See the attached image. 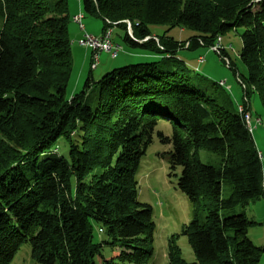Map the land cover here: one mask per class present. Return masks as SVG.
<instances>
[{"label":"trees","instance_id":"obj_1","mask_svg":"<svg viewBox=\"0 0 264 264\" xmlns=\"http://www.w3.org/2000/svg\"><path fill=\"white\" fill-rule=\"evenodd\" d=\"M80 1L102 20V32L125 30L129 21L132 38L125 30L123 41L160 59L99 80L89 72L68 97L67 0H0V264H10L22 244L36 264H150L155 224L152 208L138 201L137 176L159 121L171 129L156 132L168 147L159 157L192 208L181 235L194 261H184L172 236L167 264H258L262 249L248 237L253 222L244 211H222L264 200L260 153L237 108L176 52L239 31L247 75L236 74L224 49L218 56L264 110V0ZM150 25L189 35L156 42ZM94 224L104 240L94 242Z\"/></svg>","mask_w":264,"mask_h":264},{"label":"rangeland","instance_id":"obj_2","mask_svg":"<svg viewBox=\"0 0 264 264\" xmlns=\"http://www.w3.org/2000/svg\"><path fill=\"white\" fill-rule=\"evenodd\" d=\"M68 14V33L70 39L71 52V71L66 87V96L71 97L78 93L88 75L94 80L115 68H120L129 64L139 62H151L160 59L158 55H151L139 48H133L123 41L125 30L119 27L112 28L110 40L113 45L120 49L115 57H111L107 52L98 53V63L94 70L90 69L92 52L90 49L79 46L78 40L82 32L77 24L72 21V17L81 14L83 17L82 25L88 34L100 37L102 35L103 22L100 18L86 15L82 9L80 0H67ZM123 22V21H122ZM149 30L152 36L171 37L177 41H185L189 35L187 31H181L178 27H172L167 31V27L161 25H150ZM220 45L228 54L229 59L235 64L237 75H247V71L239 61V53L242 48L239 31H228L221 36ZM176 57L185 62L189 70L198 74L203 80L204 85L218 93L222 99L230 103V107L236 108L237 105L246 99L249 106V113L252 122V138L260 153L262 161V174L264 183V110L255 93L243 94V89L237 81V77L222 62L221 58L208 47H198L193 50L179 49ZM198 57H203L202 63L197 62ZM219 82H224L219 86ZM247 106V107H248ZM156 132H161L164 136H170L171 129L167 121H159L153 133L152 143L148 147L145 157L140 162L138 172V201L147 204L152 208L154 231V257L150 264H167L166 251L170 238L175 237V242L180 248L181 256L187 263L194 261L187 239L181 235L183 226L187 225L192 219V208L186 197L176 189V177H168V165L159 154L167 151L168 147L160 144L156 137ZM204 151L201 152L202 158L206 157ZM175 174H179L176 169ZM245 212L249 221L248 237L253 244L262 249L258 264H264V200L249 204L244 209L235 207L230 210L222 211V214L231 215ZM205 211L198 213L200 219L205 217ZM94 242L105 239L103 232L98 231V226H93ZM102 256L110 257L111 250L103 247ZM10 264H36L30 257V249L27 244H22L14 255Z\"/></svg>","mask_w":264,"mask_h":264},{"label":"built area","instance_id":"obj_3","mask_svg":"<svg viewBox=\"0 0 264 264\" xmlns=\"http://www.w3.org/2000/svg\"><path fill=\"white\" fill-rule=\"evenodd\" d=\"M83 17L81 14L75 15L72 17V21L77 24L78 28L82 32L81 37L78 40V44L81 47H84L86 49H90L92 52L91 60H90V69L94 70L97 67L98 63V53L99 52H107L110 54L111 57H114L118 51L119 47L112 44L110 37L112 34V28L108 27L106 30L102 33L100 37L92 36L86 32H84V27L82 25ZM125 24V30L127 35L132 38V30H131V24L129 21L123 22ZM107 24V23H106ZM109 25V24H108ZM156 41L155 38H152ZM146 40V39H145ZM209 49L213 52H215L217 55L220 54L221 50L223 49L222 46H220V37H217L216 42L214 45L209 47ZM204 60L203 57H198L197 61L198 63H202ZM222 60L224 64L228 67L229 66V59L227 57H222ZM241 85V84H240ZM242 89H244L243 86H241ZM247 101L246 99L243 100L242 103H240V107L242 110V113H244V121L249 124L250 132L252 134V122H251V115L246 110L247 109ZM259 158L261 160V156L259 154ZM262 162V161H261ZM263 191H264V184H263Z\"/></svg>","mask_w":264,"mask_h":264},{"label":"bare ground","instance_id":"obj_4","mask_svg":"<svg viewBox=\"0 0 264 264\" xmlns=\"http://www.w3.org/2000/svg\"><path fill=\"white\" fill-rule=\"evenodd\" d=\"M123 22H126V21H123ZM106 23L107 24H109L107 21H106ZM149 37V36H148ZM220 42H221V38H220ZM117 55V54H116ZM225 83L224 82H219L218 83V85L219 86H223ZM237 112H238V114H240L241 116H242V120H243V122H244V124H245V126H246V128H247V130H248V132L251 134V132H250V128H249V124L247 123V122H245L244 121V113H242V110H241V107H240V105H237ZM101 231V230H100Z\"/></svg>","mask_w":264,"mask_h":264},{"label":"water","instance_id":"obj_5","mask_svg":"<svg viewBox=\"0 0 264 264\" xmlns=\"http://www.w3.org/2000/svg\"><path fill=\"white\" fill-rule=\"evenodd\" d=\"M151 38V37H150ZM152 38H155L154 36H152ZM148 40L149 39V37H146V38H144V39H142V40H139L138 42L140 43V42H145L146 40ZM156 39V38H155ZM156 42H157V40H156ZM116 46V45H115ZM116 56V55H115ZM114 56V57H115Z\"/></svg>","mask_w":264,"mask_h":264},{"label":"crops","instance_id":"obj_6","mask_svg":"<svg viewBox=\"0 0 264 264\" xmlns=\"http://www.w3.org/2000/svg\"><path fill=\"white\" fill-rule=\"evenodd\" d=\"M84 32H85V28H84ZM87 33V32H86Z\"/></svg>","mask_w":264,"mask_h":264}]
</instances>
